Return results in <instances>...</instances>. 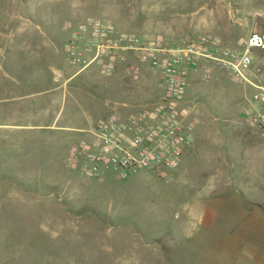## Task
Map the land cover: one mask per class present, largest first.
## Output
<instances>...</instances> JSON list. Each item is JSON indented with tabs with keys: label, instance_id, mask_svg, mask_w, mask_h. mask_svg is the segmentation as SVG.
Returning a JSON list of instances; mask_svg holds the SVG:
<instances>
[{
	"label": "rangeland",
	"instance_id": "374dc122",
	"mask_svg": "<svg viewBox=\"0 0 264 264\" xmlns=\"http://www.w3.org/2000/svg\"><path fill=\"white\" fill-rule=\"evenodd\" d=\"M8 1L10 24L4 34L9 35L10 82L36 74L22 68L30 57L19 52L16 43L43 31L46 19L60 23L80 5L87 6L89 15L84 22L58 39L57 62L60 69L68 67L65 76L79 72L69 80L68 88L78 89L79 96L90 100L79 103V111L67 100L58 123L65 128L51 133L56 140L51 148L33 143L28 132L0 128V264H139L133 259L132 245L152 243L145 217L155 206L163 209L168 227L176 222L183 226L180 241H157L164 246L209 243L208 236L215 243H243L242 222L236 214L233 219L223 212L216 215L213 230L206 231L188 219L187 209L195 202L216 206L223 202L218 199L232 196L241 200L244 209H253L259 202L261 179L255 178L254 185L237 180V173L247 170L250 160L264 159V140L243 114L252 89L213 65L207 80L203 72H191L184 100L198 110L193 113L195 124L187 132L190 143L180 168L157 173L137 170L126 180H117L110 173L90 179L67 164L72 143L89 138L86 131L110 112L106 103L124 104V114L138 111L159 99L162 83L144 67L138 78L128 76L129 59L110 75H104L97 64L79 70L70 62L64 44L82 25L99 20L118 33L142 40L177 42L208 35L239 50L252 32L264 34V0ZM254 52L259 82L264 83V50ZM69 114L72 120L64 125Z\"/></svg>",
	"mask_w": 264,
	"mask_h": 264
},
{
	"label": "built area",
	"instance_id": "2783aa9c",
	"mask_svg": "<svg viewBox=\"0 0 264 264\" xmlns=\"http://www.w3.org/2000/svg\"><path fill=\"white\" fill-rule=\"evenodd\" d=\"M64 48L79 70L97 64L104 75H110L119 63L131 59L126 66L128 76L138 78L144 67L162 83L159 99L138 111L124 114V104L106 103L110 112L86 131L88 139L69 149L67 164L87 178L99 179L110 173L117 180H126L137 170H175L189 143L187 132L195 124L193 113L198 110L184 100L187 78L191 72L201 71L207 80L212 65L252 89L243 114L264 140V83L259 82L260 69L254 65V51L264 50V34L252 32L241 49L233 50L208 35L177 42L142 40L91 20Z\"/></svg>",
	"mask_w": 264,
	"mask_h": 264
},
{
	"label": "crops",
	"instance_id": "0c3cea01",
	"mask_svg": "<svg viewBox=\"0 0 264 264\" xmlns=\"http://www.w3.org/2000/svg\"><path fill=\"white\" fill-rule=\"evenodd\" d=\"M8 7V0H0V119L2 121L0 128L28 132L33 143L40 147L44 145L45 148H51L52 145H56V140L53 139L51 133L65 128L58 126V123L67 100H72L78 111L80 110L79 103L90 100L79 96L78 89L76 91L75 88H68L69 80L79 72L65 76L69 73L68 67L60 69L57 62L58 39L75 24L84 22V19L89 15V10L86 9L87 6L80 5L73 14L67 15L65 20L60 23L57 19H46L43 31L29 35L19 45L16 43L18 51L23 50L26 57H30L29 62L27 60L22 68L26 72L33 71L36 74L30 78H27V75L23 80L10 82L8 81L9 72L13 70V67L10 64L8 50L9 35L4 34V30H7L10 24ZM4 8L6 9L5 14ZM14 50L17 51V49ZM129 61L132 62L131 59ZM62 77H64L63 80L59 81ZM76 97H80V99ZM16 101H21L22 105L10 104ZM80 114L83 117L87 116L81 111ZM71 116L72 114L67 115L62 123L65 125L70 122ZM76 131L85 132L83 129H76ZM181 164L182 160L176 169H179ZM247 168V170L237 173L238 183L250 182L254 185L255 178L261 179L259 202L255 203L253 209H244L243 203L237 196L224 199L225 201L220 198L218 200L223 202H217L216 206L195 202L187 209L188 219L196 226L201 225L206 231L213 230L211 224L216 215H221L223 212L233 219L236 214L242 222L243 243H215L212 237L208 236L209 243H169L164 246L157 241L159 239L180 241L183 237L180 238L178 233L183 231V226L182 223L176 222L173 227H168V218L161 215L163 209L155 206L153 211H146L145 217L149 239L152 243H133V259H136L139 264L141 262L143 264H264V209L259 207V205L264 206V159L250 160ZM257 169L259 174H262L261 176L255 173ZM226 179L230 180L228 177ZM217 184L221 186V180L217 181ZM224 206L225 209H223ZM171 233L174 234V237ZM190 248H194V251L191 252ZM192 257H194L193 262Z\"/></svg>",
	"mask_w": 264,
	"mask_h": 264
}]
</instances>
